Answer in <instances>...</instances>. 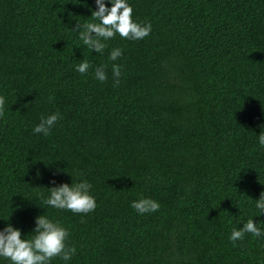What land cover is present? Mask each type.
Here are the masks:
<instances>
[{"label":"trees","instance_id":"obj_1","mask_svg":"<svg viewBox=\"0 0 264 264\" xmlns=\"http://www.w3.org/2000/svg\"><path fill=\"white\" fill-rule=\"evenodd\" d=\"M128 2L151 32L116 35L100 54L71 30L91 20L94 0H0V228L10 223L27 238L35 216L59 220L76 248L68 264H233V0ZM113 47L122 55L109 61ZM81 59L84 74L74 70ZM99 65L104 82L94 77ZM52 112L61 118L50 134L33 133ZM260 125L264 0H234L237 228L252 217L264 228L253 201L264 190ZM77 179L92 184V212L32 196L34 186ZM140 197L159 209L137 214L130 202ZM234 264H264V237L245 233Z\"/></svg>","mask_w":264,"mask_h":264},{"label":"clouds","instance_id":"obj_2","mask_svg":"<svg viewBox=\"0 0 264 264\" xmlns=\"http://www.w3.org/2000/svg\"><path fill=\"white\" fill-rule=\"evenodd\" d=\"M95 9H90L91 20L83 24L75 23L72 31L78 33L79 41L86 46L90 52L103 54L107 47L106 41L116 35L124 39L139 40L148 36L151 32V23L137 22L132 18V7L128 0H94ZM122 55L120 47H113L108 52V60L116 61ZM90 63L87 60L74 65V70L84 74L88 71ZM113 86L119 84L121 76V65H111ZM94 77L104 82L108 77L105 72V65H99L94 69ZM51 101L52 97L49 96ZM4 97L0 96V114L4 107ZM59 112H52L48 115H41L39 123L33 126L32 132L48 136L58 119ZM260 132L256 135L259 148L264 149V125H260ZM37 178L39 172H37ZM52 187L34 186L32 196L42 204L55 209L69 210L73 213H89L96 208L95 197L90 194L92 184L87 179H77L76 182L55 184L50 182ZM46 189V193L44 191ZM253 200V199H251ZM255 209L259 216L264 215V190L253 200ZM130 207L137 214L152 213L159 209L158 201L149 197H140L130 202ZM255 217V216H254ZM253 218V217H252ZM249 218L240 227H233L228 239L235 244L242 240L245 233L254 237H264V228L259 227L261 223L253 222ZM31 235L25 238L19 228L5 223L0 228V264L9 261V264H51L54 257H58L64 264L72 259L76 252L73 245L67 244L69 231L62 226L59 220L50 218L48 215L40 214L34 217V227Z\"/></svg>","mask_w":264,"mask_h":264}]
</instances>
